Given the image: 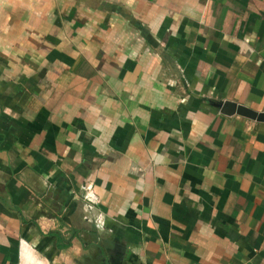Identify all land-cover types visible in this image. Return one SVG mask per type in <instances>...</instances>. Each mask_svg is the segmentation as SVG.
Returning <instances> with one entry per match:
<instances>
[{
	"label": "crops",
	"instance_id": "crops-1",
	"mask_svg": "<svg viewBox=\"0 0 264 264\" xmlns=\"http://www.w3.org/2000/svg\"><path fill=\"white\" fill-rule=\"evenodd\" d=\"M225 102L264 112V0H0V264H264Z\"/></svg>",
	"mask_w": 264,
	"mask_h": 264
},
{
	"label": "water",
	"instance_id": "water-1",
	"mask_svg": "<svg viewBox=\"0 0 264 264\" xmlns=\"http://www.w3.org/2000/svg\"><path fill=\"white\" fill-rule=\"evenodd\" d=\"M220 107L224 114L227 115L237 114L252 119L254 121L264 123V112H256L246 106L231 102H225Z\"/></svg>",
	"mask_w": 264,
	"mask_h": 264
},
{
	"label": "built area",
	"instance_id": "built-area-1",
	"mask_svg": "<svg viewBox=\"0 0 264 264\" xmlns=\"http://www.w3.org/2000/svg\"><path fill=\"white\" fill-rule=\"evenodd\" d=\"M85 200L91 208L99 203V198L91 186L85 188Z\"/></svg>",
	"mask_w": 264,
	"mask_h": 264
}]
</instances>
